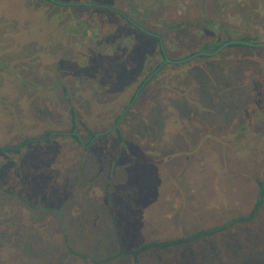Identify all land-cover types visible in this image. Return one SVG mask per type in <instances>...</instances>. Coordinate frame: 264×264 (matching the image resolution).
I'll use <instances>...</instances> for the list:
<instances>
[{"label":"rangeland","instance_id":"obj_1","mask_svg":"<svg viewBox=\"0 0 264 264\" xmlns=\"http://www.w3.org/2000/svg\"><path fill=\"white\" fill-rule=\"evenodd\" d=\"M231 40L264 43V0H0V247H7V242L9 249L26 252L35 246L34 240L39 245L36 255H44L43 242L36 237L39 233L35 235L45 229L37 224L41 222L49 226L43 231H50L51 243L61 236L65 255L71 253L61 256V263L76 261L78 252L69 247L68 235H74L73 246L77 243L95 254L99 262L113 248L122 247V242L132 251V241L177 237L175 227L187 231L184 238L199 233L202 230H195L208 224H195L202 207L231 218L212 228L224 233L217 235L221 246L212 242L206 248L208 239L202 235L192 244L148 249L135 258L127 254L131 264L139 258V264H196L197 256L208 254L206 264H232L239 250L254 248L257 238L264 237V137L255 131L259 127L264 132V111L255 118L245 109L257 96L258 107L264 110V46L226 45L214 54H200L212 53ZM141 44L144 48H139ZM13 71L11 76L8 72ZM144 79L149 81L143 88ZM242 103L247 104L244 109ZM113 124L118 132L112 131ZM52 132L84 139L91 133L100 139L109 132L110 139L97 143L100 152L110 151L118 134L138 135L145 149L139 157L142 167L145 157L153 158L151 167L156 171H145L132 184L119 185L123 174L116 170L109 176L102 168L80 169L79 180L73 177L76 166L71 165L66 173L72 175L70 187L76 201L59 211L62 224L50 225V206L58 209L55 199L63 197L60 179L55 196L44 187V181L50 183V153H58V148L50 149ZM159 145L167 152L158 156ZM59 146L62 152H78L74 143L66 147L60 141ZM86 159L94 162L90 156ZM163 173L179 183L210 177L221 188L215 184L208 208L204 193L197 197L201 192H195L186 200L189 190L180 193L178 205L189 207L194 218H186L188 212L182 209L177 218L169 212L166 218V209L147 206L150 216L144 221L127 217L133 211L121 198L110 202L109 196L120 195L118 190L125 186L134 193L141 185L142 193L145 180L151 183L146 186L151 188L149 194L167 192L161 187ZM114 174L115 181L120 179L110 186ZM105 181L112 191L102 187ZM95 186H101L107 196L106 209L88 199L105 197L91 189ZM151 201L161 205L159 198ZM114 203L121 214L114 210ZM251 212L253 216L247 218ZM139 221V229L146 224L148 230L133 235ZM242 226L247 232L245 242L239 235H227L229 229L238 234ZM195 248L196 254L190 256ZM175 249L176 256L169 252ZM12 254L15 260L16 252ZM121 263L125 264L115 262ZM50 264H55L52 257Z\"/></svg>","mask_w":264,"mask_h":264},{"label":"crops","instance_id":"obj_2","mask_svg":"<svg viewBox=\"0 0 264 264\" xmlns=\"http://www.w3.org/2000/svg\"><path fill=\"white\" fill-rule=\"evenodd\" d=\"M106 44L108 45L107 41H106ZM140 47L144 48L143 45L139 46V48ZM89 48H91V47H88V50H89ZM81 61L82 60H80L79 63ZM131 61L133 62V59ZM70 64H72V63H69V65ZM72 65L75 66V65H78V63L72 64ZM15 71L8 72V73L12 76V75H15ZM17 71L18 72L22 71L21 73H23V72L28 71V70L17 69ZM70 72L72 73V75H74L72 70ZM30 73H32V72H30ZM27 75H29V74H27ZM75 78H77V76H75ZM79 78L82 79L80 76H79ZM101 87H105V86L101 85ZM113 88H115L114 83H113V86H112L110 93L114 92ZM121 93H122V91H121ZM131 94H133L131 96V99H133L135 92L133 91ZM253 101L254 102L250 104L252 106L246 108L245 110H247V109L251 110V109L256 108L257 111H264L262 109V107H258L259 105H261V104L257 103L259 101V97L256 96L253 99ZM246 105L247 104L242 103L241 108L244 109L246 107ZM252 125L255 126V124H252ZM249 127H250V124H249ZM255 131L258 134L260 131L262 134L260 136L264 137V132H263V130L259 129V127L255 128ZM241 132H242V130H241ZM52 133H54V134L52 136H50V149L53 148L55 150V148H58V150H55L58 153H55V154L50 153V183L49 182L46 183L47 181H44V183H45L44 187L47 189L46 191H50V196H55V192H54V191H56L55 187L60 185L59 184V179H60L61 185L63 188V191H62L63 197L59 201H58V199H55L57 201L58 209H56L54 206H50V225H52V224L58 225V224H60V221L62 224L64 218L61 217L62 215H60L59 211H62L63 208L67 209L68 206H70V207L74 206V203L76 201V197H74V196L72 197V192H71L72 190L70 187V184H71L70 176H72V175H69L66 173V170H68L69 168L71 169V165L76 166L75 173L73 174V177L75 178L78 176L79 180L82 178L81 172L84 169L92 172V171H96L97 168H99V169L102 168L105 172H107L109 174V176L111 175L112 170L118 171L119 172L118 175L123 174L122 179L120 180L121 182H119L120 178L116 179V181L114 180V178H117L116 177L117 175L114 174L113 179L109 180L110 186L113 185L112 183L116 184L118 182L120 183L119 185L132 184L133 181L136 180V177L142 178V174L144 176L146 173L145 171H150L153 173L156 171L155 169H153L151 167V162L155 161V159H153V158L145 157L143 159L144 160V162H143L144 166L142 167V162L139 160V157H140V154L145 155V149L141 145L138 135L127 134L126 136H122L121 142H120L119 138L116 137L115 145H113V146L111 145V147H113V148L110 151L100 152L97 150L98 149L97 147H100L99 145H97V143L99 144V143L106 142L107 140H104V139H110L111 138L110 135H104V136L100 137V139H99V137H96L94 140L92 139V141L88 145H86L87 144L86 142L89 138L84 139L83 137H79V140H80V142H79V140H76L72 137V134H58L57 135V134H55V132H52ZM45 136H48V134ZM39 137H41V136H39ZM60 141L62 142L63 145H66V147H68V145H71V143H74L75 146H78V147H74V148L78 149V152L77 151H75V152H70V151L62 152L61 148L59 146ZM82 141H84L85 143ZM159 146L160 147L157 149L158 156L162 155V153L167 152V150H165V147H163L161 145H159ZM14 147H15V149H17L16 146H14ZM9 149H12V148L9 147ZM87 156H90L91 161L94 160V162L88 161L86 159ZM101 156L106 158V160H102ZM115 157L118 158L117 162L114 161ZM162 161L164 162V160H162ZM80 169H81V172H80ZM162 175H163L162 179L164 180V183H163L164 185L162 184L161 187L165 188V191H167V192H163V194L162 193H160V194L159 193L149 194L151 192V190H150L151 188L146 187V186L151 185V183L148 182V180H145V181H143V185H146V186H143L142 193L140 190L141 185L138 186L137 190H135L134 193H132L133 191L131 190L130 186H125L123 188V190H118L121 187L115 186L117 188L118 192L120 193V195L118 194L115 196H109L110 197L109 200H110V202H113L112 199L116 200V197H119L123 201L128 202V208L127 209L130 212L133 211V213L131 214V213L127 212V217L134 216L137 218H144V221H145V218L147 216H150V214L148 213L147 206L150 208H155V209H157V208L166 209L165 213H164L165 217H166V214L168 212L170 213L169 216H171L172 214H175L173 216H176V213L179 211V209H182V210H185L188 212V214L186 215V218H194L193 215H191V210L189 209V207L185 206V208H182V206L178 205L179 201L181 200L179 198L180 193H182L183 190H185V191L189 190L188 191L189 193L187 195H185V200H186V198H189V199L192 198L194 196L195 192L196 193L201 192V194L199 193L197 197H201V195L204 193L203 195L206 198V206L208 208L209 202L211 201V200L209 201V199H210V197L213 198V194H215V189H216L215 184H219V186L221 188L220 182H214V181H212L213 178H212V180H210V177L208 179L204 178L201 181H198V183L193 182L192 180H188L186 183H179L175 179H172L171 177L170 178L166 177V175L164 173ZM189 178L192 179V175H189ZM16 179H18V178L16 177ZM124 180H125V183H122V181H124ZM76 183H77V180H76ZM92 185H94V184H92ZM103 185L104 186H102V187L106 188L107 182L105 181ZM156 185L159 186V184H156ZM49 187H50V189H49ZM95 187H96V189H94V187H92L91 189L94 191L97 190L98 193H101L102 187L101 186L100 187L95 186ZM77 188H78V186H77ZM77 188L75 190L78 192ZM111 189H112L111 187H107V192L112 191ZM8 190H11V188ZM144 191H146V193L143 194ZM170 192H172L173 195L169 194ZM52 193H53V195H52ZM114 193H115V191H114ZM101 194H104V193H101ZM123 194H128V196L123 197ZM105 197L100 195L97 197H95V196L94 197H88V199H90L91 201H93V203L98 205V208H102V206H103L106 209L108 199H107L106 195H105ZM112 197H114V198H112ZM158 198L161 200V205L157 207L156 205L153 204V202L151 200H156ZM68 200H70V204L67 205L66 201H68ZM51 202H53V200H50V203ZM72 202H74V203H72ZM185 202H188V201H185ZM114 206H115L114 210H116L117 212H119L121 214L117 203H114ZM199 209H200V212H202L203 214L196 215L197 218H195V224L197 223L196 225H198V223H204V222H206L205 224H207V223L208 224L205 227H200V228L196 229L195 232L200 231V230L208 231V230H211L212 228H214L220 224H224V223L226 224V223L230 222V220H231V218H224L225 216L223 214L225 212L219 215L216 212H214L213 209L208 208V210H206V209H203L202 207H199ZM89 210H92V209H89ZM100 210H102V209H100ZM77 215H78V212H76L75 216H77ZM178 215L181 217V214L178 213ZM210 215H212L213 217H211ZM228 215H230V214H228ZM173 218H175V217H173ZM176 218H177V216H176ZM72 219H74V218H72ZM218 220H219V223L217 225H214L216 223V221H218ZM37 224L41 225L45 229L47 227H49L48 225H45L47 223L42 225L41 222H37ZM242 224L243 223H241V225ZM136 226H138L137 230L131 231L133 233V235H136V233H139L140 231L141 232H147V230H148V229H146L147 228L146 224L141 225V226H143V228L139 229L140 221ZM118 227L120 228V225H118ZM45 229H43V230H45ZM189 229L191 230L192 228H189ZM243 229H245L244 226H242V228H240V230L238 229L239 230L238 234L231 232L229 229L227 231V235L228 236L231 235L233 237L239 235L241 238L240 240L241 241L243 240L242 242H245L244 241V238H245L244 235L247 232ZM43 230H38V232H36L35 235H37L39 233L38 236H36V237L40 241L43 242L44 249H46V251L44 252V255H38V254L36 255V253L38 252L37 249L39 248V245L37 244L38 245L37 246L35 244L34 240H32V242H33V245H35V246L27 249L26 252L21 251V253L19 252L18 249L15 250V249H12L11 247L9 249L7 242H6L7 247H5V246L0 247L1 248V250H0V264H50V258L51 257L55 261V264H63L60 261L61 256L69 257L71 255V253L68 252V254L65 255V248H64L63 244L60 242L61 236H58V238H56L54 240V242L51 243L50 240H51V238H53V236H50V231H43ZM122 230L123 229H121V231ZM135 231H136V233H135ZM174 232H175V234H176V232H178L177 234H179V235L177 237L169 238L166 240H172V239H177V238H182V237L184 238L183 233H187V231L184 230L183 228H178V230H177L176 227H175ZM192 232H194V231H192ZM229 232H231V234ZM222 234H224V233L223 232H220V233L213 232L211 234L205 235L206 236L205 238L208 239L207 240L208 246L206 248H210V245L212 242L213 243L215 242L214 245L216 244L217 246H221L223 241H221L217 235H222ZM263 234H264V232H263ZM259 236H262V235H260V233H259ZM73 237H74V235H72V236L68 235V240L70 242L69 247L73 248V250L78 252L76 255V261L74 264H89V263L115 264V262H124L125 264H131L130 257H128L127 254H121V256L118 257V254L121 253L120 252L121 249L124 251L130 250L127 248V244H125V242H122V245H123L122 247L113 248V251H109L110 254L106 255L105 258H102L98 262L97 260H95V259H97V257L94 256L95 254H93V253L90 254L87 251L82 250V248H80V246L77 243H74V245H76V246H73L72 245ZM213 239H214V241H213ZM118 240L119 239H117V241ZM151 240H152V238L148 237L147 240H137L134 242L132 241V243L130 244L131 246H129V247L131 249H135L144 243L150 242ZM156 240L163 241L165 239H156ZM194 240H196V239H194ZM194 240L190 241L189 244H192V242H194ZM52 244H56V245L53 246ZM176 246H178V245H176ZM180 246L183 247V245H180ZM252 246H254V248H246V249L239 250L240 252H239L238 256L235 257V259H233L232 264H264V237L257 238V240L255 241L254 244H252ZM50 248H56L57 251L50 252ZM152 250L157 251L160 249H152ZM183 250H187V249H183ZM195 250H196V248L194 249V252H192L190 256L196 254ZM12 251L16 252V254H15L17 256L16 258H18V255L22 256L21 259H20V257L18 258L19 261L16 260V258H15V260L12 259L14 257L12 254ZM171 251H173L175 253V256H176L177 249L169 250V252H171ZM9 255H11L12 258ZM25 256H27V257H25ZM78 256H80V257H78ZM209 257H210L209 254L206 257L203 256L200 259H198V256H197L196 264H206V262H208ZM7 259H9V260H7ZM192 259H194V258H192ZM5 260H7V261L5 262ZM25 260H27V261H25ZM216 260H217V258H216ZM140 261H141V259L139 258V261L137 263L139 264ZM160 261H162V259ZM168 263H170V262H165L164 264H168ZM121 264H123V263H121ZM132 264H134V263H132ZM160 264H162V262H160ZM175 264H179V262H176ZM180 264H182V263H180Z\"/></svg>","mask_w":264,"mask_h":264},{"label":"trees","instance_id":"obj_3","mask_svg":"<svg viewBox=\"0 0 264 264\" xmlns=\"http://www.w3.org/2000/svg\"><path fill=\"white\" fill-rule=\"evenodd\" d=\"M120 14V13H119ZM139 29H140V27H139ZM141 30V29H140ZM143 33H145L143 30H141ZM154 37H156V36H154ZM156 39V41L159 43V38L157 37V38H155ZM237 46H239V47H250V48H252V49H255L256 48V46H248V45H244V44H239V43H237V44H230V46L229 47H237ZM258 47V46H257ZM160 50V49H159ZM160 52L162 53V51L160 50ZM163 54V53H162ZM164 57V56H163ZM156 67H158V65L156 66ZM156 69V68H155ZM152 72H150V74H151ZM155 76V73L154 74H152L151 76H149L148 77V79H150V78H152V77H154ZM147 78V77H146ZM145 78V79H146ZM143 80V81H145V83L143 84V88L145 87V85H146V83L149 81V80ZM143 81H142V83H143ZM142 83L138 86V88L142 85ZM256 108H254V109H251V110H249V112H251L252 114H253V116L256 118V117H258L259 115H258V113H260L259 111H257V113H256ZM248 112V113H249ZM254 117H252L251 119H253ZM119 118H120V115L119 116H117L116 118H115V123H118V121H119ZM113 130L112 131H116V132H118V127H116L115 126V124H113ZM88 131V130H87ZM109 133V132H108ZM107 133V135H110V133L108 134ZM72 134V133H71ZM119 136H117L118 138H119V140H121V136H120V134H118ZM72 137L74 138V139H76V140H79V136L78 135H76V134H72ZM96 137H95V134H92L91 133V136H90V138L87 140V144L86 145H88L91 141H92V139H95ZM79 142H80V140H79ZM82 142H84V141H82ZM85 143V142H84ZM13 149H15V147H13ZM264 183V182H263ZM261 187H263V185H261ZM260 200H262L261 198H260ZM259 204H260V202L258 201L257 202V205L259 206ZM258 206H256V210H257V207ZM253 216V212H251L250 214H249V216H247V218H251ZM213 232H216V229H212V230H208V231H200L199 233H196V234H194L193 236H189V237H187V238H177V239H172V240H163V241H158V240H154V241H150V242H147V243H144V244H142V245H140L139 247H137V248H135V249H132V251H130V250H120V252L122 253V254H133L134 255V258L136 257V255H137V253H139V252H143V251H147L148 249H164V248H167V247H169V246H176V245H179V244H182V243H186V242H190V241H192V240H194V239H196V238H198L199 236H202V235H207V234H211V233H213ZM137 262V260H135V263ZM134 263V264H135Z\"/></svg>","mask_w":264,"mask_h":264},{"label":"water","instance_id":"obj_4","mask_svg":"<svg viewBox=\"0 0 264 264\" xmlns=\"http://www.w3.org/2000/svg\"><path fill=\"white\" fill-rule=\"evenodd\" d=\"M244 44V45H248V46H264V43H251V42H248V41H245V40H231V41H227L226 43H224L222 46H220L219 48H217L214 52L212 53H200V54H205V55H211V54H214L216 53L217 51H219L221 48H223L224 46L226 45H230V44ZM193 57V56H191ZM189 57V58H191ZM187 58V59H189Z\"/></svg>","mask_w":264,"mask_h":264}]
</instances>
